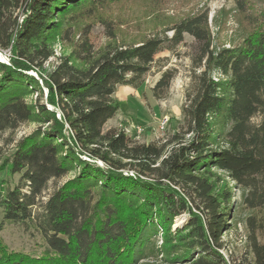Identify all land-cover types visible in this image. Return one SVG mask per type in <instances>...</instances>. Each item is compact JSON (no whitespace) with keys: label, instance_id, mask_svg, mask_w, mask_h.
<instances>
[{"label":"trees","instance_id":"16d2710c","mask_svg":"<svg viewBox=\"0 0 264 264\" xmlns=\"http://www.w3.org/2000/svg\"><path fill=\"white\" fill-rule=\"evenodd\" d=\"M233 2L240 32L227 46L215 45L206 8L130 42L116 41L106 21L111 39L99 51L86 46L83 25L47 71L56 41L99 1L0 0V51L9 54L0 60V133L37 125L4 160L19 177L0 189V213L47 246L30 255L0 243V264H229L221 248L235 190L249 210L248 264H264V0ZM185 34L195 53L179 127L163 143L104 131L119 109L115 86L139 87L155 55ZM173 77L163 70L153 96Z\"/></svg>","mask_w":264,"mask_h":264},{"label":"rangeland","instance_id":"374dc122","mask_svg":"<svg viewBox=\"0 0 264 264\" xmlns=\"http://www.w3.org/2000/svg\"><path fill=\"white\" fill-rule=\"evenodd\" d=\"M91 9L96 13L87 17L84 14L72 28L68 38L57 40L54 45L53 57L44 64L49 71L63 56L72 51L80 36L83 25L89 24L86 35V46L94 52L99 51L111 39L106 21L112 23L116 41L130 42L138 40L142 35L153 29L163 30L170 22L195 12L197 9L208 10V21L215 35V45L229 44L239 36L238 15L233 0H98ZM252 9L262 6L253 3ZM86 7V6H84ZM86 9V8H85ZM216 19V22H215ZM195 43L192 36L185 34L183 41L173 50L163 49L154 58L150 70L144 75L143 83L133 88L128 85H116L112 97L118 101L119 109L103 126V130L112 127L122 129L131 141L138 143H163L180 125L182 106L185 94L191 84L192 61ZM8 51H0V57L8 60ZM165 69H173L174 77L169 88L160 98L153 96L151 88ZM39 78L35 72H31ZM44 93L46 89L43 87ZM167 117L168 119H164ZM35 123H24L15 130L0 133V189L12 187L18 180V174H10L4 162L15 142L23 135L32 131ZM50 180L43 199L47 197L66 178ZM234 221L222 236L221 252L229 264H248L251 256L246 247V229L244 217L249 210L241 204L240 191L235 190ZM184 215L175 219V223L184 220ZM0 243L9 250L30 255H39L47 248L40 236L32 228L14 222H2L0 213ZM152 264H162L153 262Z\"/></svg>","mask_w":264,"mask_h":264},{"label":"water","instance_id":"95a60500","mask_svg":"<svg viewBox=\"0 0 264 264\" xmlns=\"http://www.w3.org/2000/svg\"><path fill=\"white\" fill-rule=\"evenodd\" d=\"M0 60L1 61H4V62H8V60H4L3 58L0 57Z\"/></svg>","mask_w":264,"mask_h":264},{"label":"built area","instance_id":"2783aa9c","mask_svg":"<svg viewBox=\"0 0 264 264\" xmlns=\"http://www.w3.org/2000/svg\"><path fill=\"white\" fill-rule=\"evenodd\" d=\"M164 119H168L167 117H165Z\"/></svg>","mask_w":264,"mask_h":264}]
</instances>
